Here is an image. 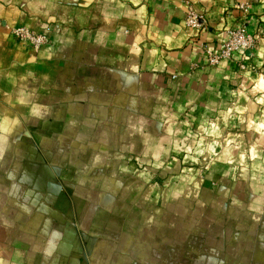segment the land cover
Here are the masks:
<instances>
[{
    "label": "crops",
    "instance_id": "crops-1",
    "mask_svg": "<svg viewBox=\"0 0 264 264\" xmlns=\"http://www.w3.org/2000/svg\"><path fill=\"white\" fill-rule=\"evenodd\" d=\"M0 264H264V0H0Z\"/></svg>",
    "mask_w": 264,
    "mask_h": 264
},
{
    "label": "built area",
    "instance_id": "built-area-1",
    "mask_svg": "<svg viewBox=\"0 0 264 264\" xmlns=\"http://www.w3.org/2000/svg\"><path fill=\"white\" fill-rule=\"evenodd\" d=\"M241 9H244V7L241 6ZM201 19L193 9H190L185 23L187 27L196 29L202 26ZM9 31L14 39L28 44L36 51L49 43V38L46 35L26 27H13L9 28ZM255 42L256 38L247 32L245 25L235 27L229 30L228 38L222 42L218 50H213L207 45L204 46L208 64L211 66L217 65L223 60L232 59L236 54H240L242 60H245L246 53L252 50ZM240 69L245 71L246 65L241 64ZM172 78L176 79L177 76L173 75Z\"/></svg>",
    "mask_w": 264,
    "mask_h": 264
},
{
    "label": "rangeland",
    "instance_id": "rangeland-1",
    "mask_svg": "<svg viewBox=\"0 0 264 264\" xmlns=\"http://www.w3.org/2000/svg\"><path fill=\"white\" fill-rule=\"evenodd\" d=\"M188 5V8H187V12H186V17H187V15H188V12L190 11V9H193L194 10V8H193V6L192 5H190V4H187ZM195 11V10H194ZM196 12V11H195ZM198 14V13H197ZM199 15V14H198ZM200 16V15H199ZM201 17V16H200ZM202 18V17H201ZM186 19V18H185ZM186 24V23H185ZM187 26V25H186ZM189 28V27H188ZM190 29H192V28H190Z\"/></svg>",
    "mask_w": 264,
    "mask_h": 264
}]
</instances>
